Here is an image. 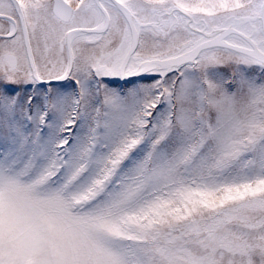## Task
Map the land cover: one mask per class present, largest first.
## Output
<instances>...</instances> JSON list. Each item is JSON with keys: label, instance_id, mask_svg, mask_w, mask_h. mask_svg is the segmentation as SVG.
I'll return each mask as SVG.
<instances>
[{"label": "snow or ice", "instance_id": "snow-or-ice-1", "mask_svg": "<svg viewBox=\"0 0 264 264\" xmlns=\"http://www.w3.org/2000/svg\"><path fill=\"white\" fill-rule=\"evenodd\" d=\"M0 264H264V0H0Z\"/></svg>", "mask_w": 264, "mask_h": 264}]
</instances>
